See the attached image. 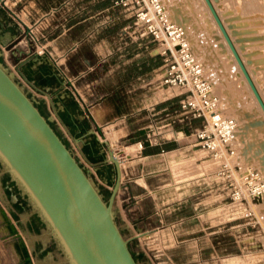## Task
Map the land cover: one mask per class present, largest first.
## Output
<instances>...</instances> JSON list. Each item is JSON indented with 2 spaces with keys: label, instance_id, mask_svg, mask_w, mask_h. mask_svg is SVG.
<instances>
[{
  "label": "crops",
  "instance_id": "obj_1",
  "mask_svg": "<svg viewBox=\"0 0 264 264\" xmlns=\"http://www.w3.org/2000/svg\"><path fill=\"white\" fill-rule=\"evenodd\" d=\"M114 1L0 0L3 61L13 70L14 78L26 83L35 99L44 101L47 120L56 127L79 164L107 192H112L116 174L111 183L101 177L100 169L105 165L113 167L115 173L116 169L109 162L104 143L116 145L123 180L115 206L125 238L155 244L156 264H163L160 256H166L169 264H193L195 259L189 257L198 253L193 244L201 233H190L189 226L184 225L190 198L207 185L217 198L214 202L225 199L212 177L205 174L175 181L171 173L175 164L201 165L208 157L189 146L186 136L190 130L182 123L163 131L168 137L176 132L175 139L160 145L146 144L135 156L123 153L125 148L144 141L151 123L167 125L179 111V98L165 88L159 92L154 88L155 81L159 83L162 58L147 38L133 34L126 37L129 19L114 7ZM30 31L46 37L41 42L46 46L45 55H32L33 48L27 42L31 40L24 35ZM11 55L16 63L11 61ZM200 123L194 121L193 126ZM163 150L169 154L162 155ZM13 182L0 183V193L9 199L7 191H13ZM11 195L12 204L17 203L13 192ZM0 198L3 200L2 194ZM11 215L19 228L28 224L37 248L30 245L31 239L21 228L20 232L35 264H44L39 262L41 259H54L51 248L41 240L43 229L35 227L34 216L21 221L17 213ZM0 225V244L9 250H0L1 264H22L2 220ZM4 254L8 258L4 259Z\"/></svg>",
  "mask_w": 264,
  "mask_h": 264
},
{
  "label": "rangeland",
  "instance_id": "obj_2",
  "mask_svg": "<svg viewBox=\"0 0 264 264\" xmlns=\"http://www.w3.org/2000/svg\"><path fill=\"white\" fill-rule=\"evenodd\" d=\"M210 2L264 102V13L253 17L251 20V17L242 16L239 12L235 11V9L230 8L226 0H210ZM165 3L172 17L185 23L186 28H184L187 31L194 52L196 56L203 61L205 66L206 77L214 83L215 93L222 98L221 107L227 115L235 116L239 121V129L241 132L240 141H242L243 144L241 148L244 150L247 144L246 141L254 139L256 145H253V148L245 154L244 163L259 168L264 176L261 157L259 154L255 156V151L259 142L264 141V128L260 131H251L243 127L242 121L240 120V116L244 115L246 112H252L253 116L261 118L264 121V112L219 28L207 1L165 0ZM260 3L264 4V0H260ZM128 25L129 27L125 34L126 37H130V34L138 36L143 34V31L137 28L131 19L128 20ZM27 42H29L28 44L33 48L32 55H35L36 46L30 41ZM152 49L157 53L158 50L156 46ZM5 50L9 51L8 49ZM6 64L7 63H5L7 72L14 77L13 70L11 71ZM14 80L19 86L26 88V83L16 78H14ZM154 88H157V92L164 90L157 81H155ZM230 104L235 105L237 108L229 112L227 106ZM212 160L214 161V159ZM207 161H211V159L206 157L204 162ZM213 163L215 164V169L210 166L212 168L209 167L210 170L207 168V172L203 173V175H207L208 178L215 175L220 168L219 161H214ZM180 170V167L176 171H174V169L171 170L175 181L179 178H187L184 175L181 176L184 172H180ZM7 173L10 174L6 166L0 169V183L2 180L8 181ZM174 173L176 175H178V173L181 174L175 178L176 175ZM115 174L111 166L105 165L100 169L101 177L103 179H108L111 183ZM199 175L202 174L193 175L192 177ZM192 177L190 175L188 178ZM89 178L99 190L104 201L108 203L110 194L105 189L101 188V185H99L91 175ZM200 183L202 185L204 181H200ZM11 192L15 195V191ZM11 192L7 191L11 199H9L4 192L0 193L3 196V200L0 198V201L1 205L9 212L15 224L17 220L12 217V212L17 213L21 221L34 216V214L40 213L38 207L32 204H30L31 208L28 211L18 213L17 204H12L14 200ZM219 193L224 197V192L219 191ZM21 194L24 195V191H21ZM215 199L217 198L212 188L203 185L201 190L190 198V202L188 203L189 207L185 209V212L187 211L189 213V217H187L188 219H186L184 225L189 226L190 233L195 232V235L201 233L199 234L200 239H197L195 241L197 243L193 244L194 247L198 248V253L194 257H189L191 260L195 259L193 261L194 263H192L264 264V197H261L259 201L253 202L251 205L249 204V206L244 204L230 205L225 197V200L220 202H214ZM227 204L231 207L233 206L232 208L236 205L241 206H236L234 209L230 207L231 209L227 208L220 211V208L225 207ZM114 213L116 220L117 211L115 204ZM20 228L22 232H26L31 239L30 245L37 248L33 243L35 241L28 228V224L26 223L23 227L20 226ZM203 228H205L204 232H198L203 230ZM42 231L43 235L40 236L41 240L51 248L55 258H45L39 260V262L44 264H71L67 252L48 222ZM131 241L132 240H130V242ZM138 246L144 253L147 263L156 264L154 258L155 244H151L150 241L140 242L138 240ZM0 250L1 252L3 250V253L4 251L7 252L8 246L3 247V245L0 244ZM4 255V259L8 258L7 254ZM160 257L163 264H169V262H167L169 260L166 256ZM8 262L12 261L8 259Z\"/></svg>",
  "mask_w": 264,
  "mask_h": 264
},
{
  "label": "water",
  "instance_id": "obj_3",
  "mask_svg": "<svg viewBox=\"0 0 264 264\" xmlns=\"http://www.w3.org/2000/svg\"><path fill=\"white\" fill-rule=\"evenodd\" d=\"M206 1L264 112L261 96L212 3ZM104 145L116 169L108 203L49 121L0 64V159L50 224L71 264H137L130 240L115 220L122 162L115 155V144ZM138 183L144 185L142 180ZM0 219L21 263L35 264L27 241L1 202Z\"/></svg>",
  "mask_w": 264,
  "mask_h": 264
},
{
  "label": "built area",
  "instance_id": "obj_4",
  "mask_svg": "<svg viewBox=\"0 0 264 264\" xmlns=\"http://www.w3.org/2000/svg\"><path fill=\"white\" fill-rule=\"evenodd\" d=\"M114 7L120 8L143 31L142 38L157 47L163 61L158 69L159 83L177 93L179 98L178 113L167 125L151 123L144 141L137 143L140 149L146 144L160 145L163 141L175 139L176 132L168 137L163 131L167 126L182 123L190 130L186 138L192 149L204 152L211 160L224 161L212 176V182L218 191L224 192L229 204L249 206V200L259 201L263 196L264 181L253 168L243 172L240 166L245 153L241 148L239 121L235 116L227 115L221 107L222 98L215 93L214 83L206 77L203 61L195 55L185 28L171 16L165 0H115ZM26 34L36 46V55H45L46 46L41 42L46 37L31 31L24 32ZM194 121L201 123L194 127ZM161 154L169 152L163 150ZM116 157L122 161L118 155Z\"/></svg>",
  "mask_w": 264,
  "mask_h": 264
},
{
  "label": "bare ground",
  "instance_id": "obj_5",
  "mask_svg": "<svg viewBox=\"0 0 264 264\" xmlns=\"http://www.w3.org/2000/svg\"><path fill=\"white\" fill-rule=\"evenodd\" d=\"M226 1H227V5L230 8L235 9V11L239 12V14L242 15V16L251 17V20H252L253 17L261 15V14L264 13V4H261L260 0H226ZM169 13L171 14L170 11H169ZM175 20H177L183 27H185V23L183 21L180 22L177 18H175ZM186 34H187V31H186ZM187 37H188V34H187ZM205 75H206V73H205ZM236 108L237 107H235V105H232V104L227 106V110L229 112L234 111ZM240 120L242 121L243 127L247 128V129H249L251 131H253V130L254 131H260V130H262L264 128V121L261 118H257L255 116H253L252 112L251 113L250 112H246L244 115L240 116ZM246 142H247V144H246L245 149H244V153L245 154L247 152H249L253 148V145H256L255 142H254V139L248 140ZM238 147H240V146H238ZM140 148H141V146L139 144L132 145L130 147L125 148L123 150V153H125L126 156H135L137 154V152L140 150ZM256 154L260 155L261 164L263 165V169H264V141H260L259 142V145L257 146L256 151H255V156H257ZM116 155L121 156L120 153H116ZM214 161H219L220 167H221L222 163L224 162L222 160H214ZM214 161L213 160L207 161V162H204L201 165L196 164V163H192L189 166H187V168L186 167H181V166L175 164L172 169H174V171H176L180 167V169H181L180 172L182 171V172H184V174L183 173L182 174L178 173V175L181 174V176L184 175L185 177L188 178L190 175L192 177L193 175L203 174V173L207 172V168H208V170H210V168H212V167H214L213 169H215V164L213 163ZM195 165H199V166H195ZM210 166H212V167H210ZM240 166H241L243 172H248L249 168H253V170H255L259 174V178L264 181V176H263V174H262V172L260 171L259 168L255 167V166L253 167L251 165H247V163H244V161L240 163ZM178 175H176L175 178H177ZM179 179H181V178H179ZM262 197H264V192H263V196ZM249 202H250L249 204L251 205V204H253L254 201L249 200ZM227 205L225 206L226 208L225 207H221L220 211H222L223 209H227V208L231 209L233 207V206L231 207L230 205H228V206ZM236 206H241V205H236ZM243 207H244V205H243ZM234 208H232V209H234ZM251 208H252V206H251Z\"/></svg>",
  "mask_w": 264,
  "mask_h": 264
},
{
  "label": "trees",
  "instance_id": "obj_6",
  "mask_svg": "<svg viewBox=\"0 0 264 264\" xmlns=\"http://www.w3.org/2000/svg\"><path fill=\"white\" fill-rule=\"evenodd\" d=\"M11 61L16 63V60L14 59V57L11 55ZM0 64L1 66L6 70V66L5 63L3 61V55L2 52L0 50ZM7 71V70H6ZM21 74L26 77V75L21 71ZM17 83V82H16ZM20 88L24 91V93L27 95V97L34 103V105L37 107V109L40 111V113L42 114V116L44 118H48L46 113H45V106H44V101L43 100H37L34 98V96L24 87ZM49 124L51 125V127L54 129V131L58 134L56 127L49 122ZM58 136L60 137V135L58 134ZM61 138V137H60ZM61 140L63 141V143L66 145V147L69 149L68 145L65 143V141L61 138ZM5 164L3 163V161L0 159V169L1 168H5ZM82 167V166H81ZM7 168V167H6ZM84 169V168H83ZM85 173L87 174V176L89 177L90 174L84 169ZM8 181L12 180L14 181L12 183V186L14 187L13 191H15V195L17 196L18 202L17 204V210L19 212H25L28 211L31 208V205H35V203L31 200L30 196L26 193V191L24 190V188L22 187V185L13 177V175L8 174ZM21 191H24V195L21 194ZM109 194H111V192H108ZM34 221H35V227H39V229H43L46 227L47 224V220L43 217V215L39 214H34ZM116 223L119 225V227L121 226V222L117 216L116 218ZM121 233L123 234L124 237H126V231L125 228H121ZM129 249L133 255V257L135 258L137 264H148L146 257L144 255V253L141 251V249L138 246V241L136 239L132 240L131 242H129Z\"/></svg>",
  "mask_w": 264,
  "mask_h": 264
}]
</instances>
